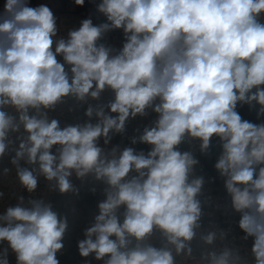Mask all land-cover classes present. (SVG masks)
<instances>
[{"label":"clouds","instance_id":"9594fccd","mask_svg":"<svg viewBox=\"0 0 264 264\" xmlns=\"http://www.w3.org/2000/svg\"><path fill=\"white\" fill-rule=\"evenodd\" d=\"M97 11L106 22L84 19L67 38H57L47 5L6 0L0 13V159L11 153L28 194L41 178L62 195H78L73 176L106 186L98 214L78 241L81 257L177 264V256H193L194 240L212 246L226 239L224 230L201 231L204 178L195 176L199 161L192 151L180 148L198 140L206 154L218 138L222 152L214 167L240 216L242 239L252 238V264H264V123L244 120L236 110L259 105L257 115H264V0H101ZM112 30L123 31L119 50L100 43ZM106 90L113 93L107 104L89 102ZM66 98L86 105V122L61 127L49 117ZM149 110L157 118L131 140L148 145L147 153L99 146ZM67 229V218L50 202L20 196L0 212V243H7L0 264H9V249L16 264H60ZM157 236L160 247L152 243ZM200 260L247 264L228 246L202 251Z\"/></svg>","mask_w":264,"mask_h":264},{"label":"built area","instance_id":"2783aa9c","mask_svg":"<svg viewBox=\"0 0 264 264\" xmlns=\"http://www.w3.org/2000/svg\"><path fill=\"white\" fill-rule=\"evenodd\" d=\"M6 0H0V13L4 10ZM101 0H85L83 6L75 4V0H28L31 7H36L41 4L47 5L54 13L58 33L57 38H67L70 30L77 29L84 19H91L94 25H99L100 18L104 17L103 14L97 11V5ZM106 22V21H105ZM104 23V22H103ZM100 43L110 45L116 50L122 48L124 43V34L122 30H112L107 32L102 37ZM62 61V57H58ZM68 66H66L67 68ZM113 98V93L106 90L102 93L99 101H89L96 104H107ZM242 106L237 105V111L242 114ZM86 105L81 106L75 100L66 98L65 102L57 107L55 111L49 112L50 118H57L60 120L61 127L66 125H75L77 123H84L88 118L84 115ZM107 111V110H106ZM115 115V114H113ZM157 118V114L151 112L147 116H137L134 119H129L126 123L124 133L111 134L110 142L105 145L103 138L99 140V146L110 150L113 147L124 149L125 147H133L136 151H144L147 153L149 146H143L141 143L132 144L133 137H138L145 126L150 125ZM95 123V118L91 121ZM181 150L192 151L193 155L197 157L200 151V142L194 140L191 145L184 143L180 146ZM55 152V146L52 150ZM222 152L221 146L218 148V155ZM11 153L0 159V192L3 197L0 198V212L17 203L20 196H24L27 200L31 198H43L50 202L55 210L61 216L67 218L68 229L65 233L63 249L57 253V259L60 264H102V261H96L93 256L83 258L79 255L78 241L84 239V230L91 226L94 221L95 215L98 214V203L105 199L104 188L106 187L102 182L95 181L91 177L87 178L83 183L72 177V183L79 189L78 195L72 193L60 194L58 191H49L47 183L41 178L40 184L35 193L28 194L19 184L16 177L15 167L10 163ZM3 168H9L10 171L5 175L2 173ZM195 176H202L204 178V185L198 199L202 205V226L201 231H207L210 227L215 228L219 233L224 230L226 239H218L215 245L206 246L194 240L192 242L193 256L188 258L186 256H177V264H203L200 260L202 251L209 248L219 250L221 247L228 246L239 250L241 257L247 264H252V256L250 248L252 246V238L247 241L242 239L244 235L238 228V220L240 218L238 213H235L230 205V198L227 195L224 187V178H222L216 169L200 173L195 169ZM95 189L93 192L92 189ZM86 192V200L89 201L88 207L85 209L81 204L82 193ZM156 247L161 246L159 236L155 237L152 241ZM7 247V243H0V250ZM9 264H16L15 254L9 249L8 254Z\"/></svg>","mask_w":264,"mask_h":264},{"label":"crops","instance_id":"0c3cea01","mask_svg":"<svg viewBox=\"0 0 264 264\" xmlns=\"http://www.w3.org/2000/svg\"><path fill=\"white\" fill-rule=\"evenodd\" d=\"M264 87V86H262ZM259 105H255L254 107H250L247 104L242 106V114L241 117L244 120L252 122L254 124L264 123V115L258 116ZM143 146H146L143 144ZM220 146V141L218 138H213L211 142V147L206 154H202L201 152L197 155V159L199 164L197 165V170L202 173L205 171L215 169L214 165L217 161L218 148Z\"/></svg>","mask_w":264,"mask_h":264},{"label":"rangeland","instance_id":"374dc122","mask_svg":"<svg viewBox=\"0 0 264 264\" xmlns=\"http://www.w3.org/2000/svg\"><path fill=\"white\" fill-rule=\"evenodd\" d=\"M105 21H106V17L104 16V17L100 18L99 23H103ZM85 195H86V192L84 191L82 193V198L83 199L80 202L84 206V208L86 209L88 207V205H89V201L86 200V196Z\"/></svg>","mask_w":264,"mask_h":264}]
</instances>
